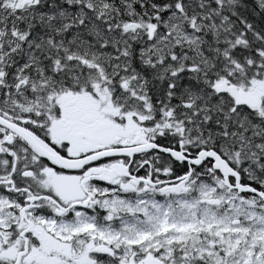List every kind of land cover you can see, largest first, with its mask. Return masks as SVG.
Returning <instances> with one entry per match:
<instances>
[{
	"label": "snow or ice",
	"instance_id": "snow-or-ice-1",
	"mask_svg": "<svg viewBox=\"0 0 264 264\" xmlns=\"http://www.w3.org/2000/svg\"><path fill=\"white\" fill-rule=\"evenodd\" d=\"M0 264H264V0H0Z\"/></svg>",
	"mask_w": 264,
	"mask_h": 264
}]
</instances>
